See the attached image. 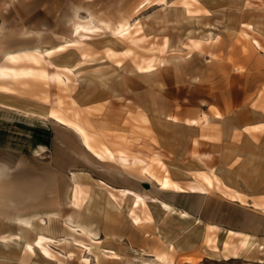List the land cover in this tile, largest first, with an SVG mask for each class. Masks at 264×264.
<instances>
[{"label": "rangeland", "instance_id": "obj_1", "mask_svg": "<svg viewBox=\"0 0 264 264\" xmlns=\"http://www.w3.org/2000/svg\"><path fill=\"white\" fill-rule=\"evenodd\" d=\"M142 1L0 0V65L5 64V52L64 45L71 38L77 8L81 19L89 12L111 26L128 20L142 29L135 44L98 37L90 45L55 52L54 65L74 68L68 87L0 82L14 90L0 91V184L4 180L7 185L0 187V239L8 238L0 241V264H21L18 255L23 249L17 237L22 235L30 240L46 235L56 241L49 246L53 259L37 249L28 264H85L86 259L91 264H139L142 256L134 245L109 238L110 225L127 226L132 200L119 208L102 181L114 189L147 194L194 217L220 221L225 229L245 227L249 213L256 211L214 190L203 196L162 192L136 169L100 163L72 130L47 118L56 97L66 114H76L114 151L144 160L160 155L170 178L182 183L213 171L246 203L264 204V51L256 50L246 36L264 48V0H168L167 6L138 11ZM108 50L119 55L109 57ZM84 53L88 61L83 65ZM150 58L156 60L155 69L138 72L137 64ZM216 111L223 117L215 118ZM187 120L200 124L186 125ZM249 126L262 127L248 132ZM27 171L38 184L35 189L21 193L9 188L31 179ZM74 177L83 196L91 197L80 208L72 204ZM149 208L170 234L182 232L178 214L167 221L172 214L157 204ZM49 214L57 217L48 222ZM69 216H79L98 230V240L90 241L94 254L73 243L74 236L87 241L64 224ZM18 217L31 218L30 227L17 222ZM111 249L122 259L102 256ZM69 254L75 256L72 261Z\"/></svg>", "mask_w": 264, "mask_h": 264}, {"label": "bare ground", "instance_id": "obj_2", "mask_svg": "<svg viewBox=\"0 0 264 264\" xmlns=\"http://www.w3.org/2000/svg\"><path fill=\"white\" fill-rule=\"evenodd\" d=\"M168 0H143L139 7L137 8L138 11H141L144 8H155V6H167ZM196 3V2H195ZM263 3V2H262ZM198 4V3H196ZM183 5H187V7L193 6V4L184 3ZM78 9V10H77ZM72 15V33L71 38L68 42L64 45L55 47L52 50H26V51H18V52H5V64L0 65V82L6 83H19L22 82L23 84H27L31 81L44 83L47 86L52 87H59L64 88L68 87L71 80L69 79L70 74H74V68H67V67H58L51 62V56L55 54V52H62L71 47L81 48L85 45H90L91 42L97 40L98 37H110L113 38H123L124 40L131 41V44H135V36L142 31L139 25H132L130 21L123 20L116 25H110L104 20H97L94 19L93 15L88 12L87 17L81 19L80 13L82 10L77 8ZM189 14L194 13L190 10H187ZM209 14V13H207ZM78 20V22H75ZM249 30H252L251 26H246ZM247 37L251 38V44L255 47V49H260L264 51V48L260 45L259 41L255 38H252L249 35ZM198 43H194V46H198ZM167 44L165 43L164 47ZM129 53V52H127ZM127 53L124 55L126 56ZM119 54L114 52V50H108L109 57H116ZM83 62L81 64L84 65V62L88 61V56L84 53L82 55ZM21 63H27L29 66L26 67H18ZM156 67V60L153 58L150 59H142L140 63L137 64L136 68L137 71L142 72H151ZM29 81V82H28ZM0 91L8 94H12L14 92L9 86L0 85ZM74 104H76L74 102ZM28 115V114H26ZM215 118H222L223 115L219 111L214 113ZM48 119L53 120L56 124H60L64 128L68 130H72L75 135L80 139L81 144L86 152H89L97 161L113 164L114 166H119L122 169H136L139 171V174L142 177H146L148 179H152L159 187V191L166 192V193H177V194H196V195H209L211 190L216 192H220L229 199L230 202H236L242 206H251L255 210L264 213V204H257V203H246L244 201V196L236 192L235 190H230L228 187L224 186L222 182L217 178L213 171L209 174L206 173H198L195 176V180L189 181L187 183H182L170 178L169 172L167 170V166L160 160V155H155L153 159L147 160L142 159L140 157L129 155L125 151H118L113 150L105 143L100 142L94 134H92L87 126H85L76 114L73 116H69L66 112L61 109V98L56 97L53 101L52 109L47 115ZM170 120L177 121L176 117L170 118ZM200 122L197 120H187L186 125L190 126H199ZM262 126H249L245 128L246 131L257 132L260 130ZM40 150L45 149L44 146L39 147ZM35 154L39 155V151L35 150ZM155 168L159 169L162 172L161 175L158 176L156 173ZM1 176V174H0ZM26 177H30L31 179L18 183L15 185H11L9 188L15 187L21 193L28 192L29 190L35 189L38 184L32 179V174L30 171L25 173ZM6 177V176H4ZM74 182V189H73V202L74 206L79 207L84 206L88 200H90L89 194H85L83 196L81 186L79 181L76 178H73ZM108 191L111 197L115 200L116 204L118 201V207L122 208L123 203L127 199L132 200L131 207L128 211V218L130 222L136 227H144L148 223L153 222V215L149 208V204H157L163 211L167 214L172 215H179L180 218L188 219L189 216L181 211H177L176 208H172L170 205L166 204L163 201H159L158 199L152 198L147 194L142 195L133 190H126V189H114L105 182H101ZM0 187L7 188V185L3 182L0 184ZM116 194L117 196L113 195ZM31 207V205H30ZM117 207V209H118ZM25 210V209H24ZM19 212H23L20 210ZM108 212V211H107ZM48 222H51L54 218L57 217L56 214H49L48 215ZM31 219V218H30ZM30 219H25L18 217L16 218L17 222L23 224L24 226L30 227ZM46 222V224H48ZM64 224L69 227V229L77 235L84 237L87 242L82 241V239H77L75 236L72 238L73 243L83 250L86 253L94 254L93 245L90 241L98 240L99 237L98 230L94 229L93 225H86V223L81 222L79 216H69L68 218L64 219ZM220 229H217L214 226L208 225L206 227L205 239H204V246H209L212 250L218 251L217 248V239L214 236V231L219 232ZM225 231V230H224ZM226 235L228 238L225 242L222 243L221 250L223 251L225 257H236L245 250H247L248 245L250 244V238L247 235H244L239 232L235 231H226ZM17 239L19 240L17 243L18 245L22 246L23 254L18 255L19 261L21 264H28L29 261L33 259L34 256H37V249L39 253L43 255L45 258L53 259L55 255L51 253L49 250V246L51 243H55L56 241L52 240L48 236L38 235L34 239H31L27 236H18ZM8 240V238L2 237L0 241ZM163 247L159 249H153L151 251L145 252L141 251L143 254H149V256L154 257L155 261L153 264H173L174 258L172 254L175 251V247L173 245H168L164 241ZM102 256L107 257L109 259L118 261L121 259V256L113 251L107 250L102 254ZM74 254L67 255L68 260L72 261L74 259ZM187 262L193 261V259H184ZM85 264H91L88 259H86ZM63 264V263H61Z\"/></svg>", "mask_w": 264, "mask_h": 264}, {"label": "crops", "instance_id": "obj_3", "mask_svg": "<svg viewBox=\"0 0 264 264\" xmlns=\"http://www.w3.org/2000/svg\"><path fill=\"white\" fill-rule=\"evenodd\" d=\"M123 208L124 206H122V209ZM182 212L186 213L189 218H180L181 222H183L181 233L175 232L170 234L171 232L166 229L164 225L157 223L156 217L152 214L154 219L153 222L146 224L142 228L134 226L130 220L127 226L121 228L111 223L112 225L109 226L110 241L115 243L118 241H126L127 245H134L137 249L135 251L142 256L139 259V264H153L155 258L149 256V254H143L141 251L148 252L153 249L160 250L164 245L162 241L175 247L176 252L172 254L174 258L173 264H264L263 212L261 214L256 210L249 213L250 221L245 227L237 230L233 228H237L238 226L232 227V229H225L221 227L222 223L220 221H206L205 219L194 217L190 212ZM175 215H172V217L166 220L177 219ZM208 225L220 229L219 232L214 231L213 233L217 239L216 245L219 252L212 250L209 246H204L206 227ZM143 228L145 229L142 230ZM228 230L242 233L250 238V244L247 250L241 252L239 256L225 257L221 250L222 243L228 238V235L225 233ZM111 251L115 252L113 249H111ZM186 258H192L193 261L187 262L184 260Z\"/></svg>", "mask_w": 264, "mask_h": 264}]
</instances>
